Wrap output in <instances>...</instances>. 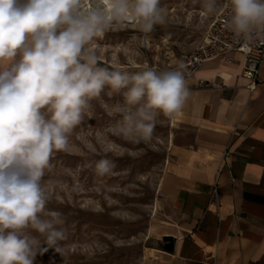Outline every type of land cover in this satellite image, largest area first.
<instances>
[{
    "label": "clouds",
    "instance_id": "9594fccd",
    "mask_svg": "<svg viewBox=\"0 0 264 264\" xmlns=\"http://www.w3.org/2000/svg\"><path fill=\"white\" fill-rule=\"evenodd\" d=\"M224 6L227 29L244 46L264 38V0ZM202 7L215 14L220 0ZM166 23L160 0H0V264H34L43 245L61 250L65 220L47 210L52 197L42 178L54 151L70 150L71 133L106 88L123 96L109 131L134 144L152 140L160 115L182 110L189 96L183 65L110 69L92 46L108 30L132 24L148 34ZM115 167L106 158L95 163L99 176Z\"/></svg>",
    "mask_w": 264,
    "mask_h": 264
},
{
    "label": "rangeland",
    "instance_id": "374dc122",
    "mask_svg": "<svg viewBox=\"0 0 264 264\" xmlns=\"http://www.w3.org/2000/svg\"><path fill=\"white\" fill-rule=\"evenodd\" d=\"M160 6L167 23L151 33L129 24L94 38L99 65L128 72L175 70L218 13L206 15L202 0H160ZM107 92L91 101L90 114L69 137L70 150L54 151L50 159L42 178L52 197L46 208L63 214L67 239L59 243L60 251L42 240L34 264H149L163 248L172 216L169 196L161 189L170 147L188 143L192 130L160 115L149 143L128 142L109 131L120 119L114 108L123 96ZM105 158L116 167L99 176L95 163Z\"/></svg>",
    "mask_w": 264,
    "mask_h": 264
},
{
    "label": "crops",
    "instance_id": "0c3cea01",
    "mask_svg": "<svg viewBox=\"0 0 264 264\" xmlns=\"http://www.w3.org/2000/svg\"><path fill=\"white\" fill-rule=\"evenodd\" d=\"M230 56L186 80L175 122L193 135L170 147L161 189L172 216L149 264H264V61L249 91L244 55Z\"/></svg>",
    "mask_w": 264,
    "mask_h": 264
},
{
    "label": "built area",
    "instance_id": "2783aa9c",
    "mask_svg": "<svg viewBox=\"0 0 264 264\" xmlns=\"http://www.w3.org/2000/svg\"><path fill=\"white\" fill-rule=\"evenodd\" d=\"M227 0L216 14L215 18L210 22L206 33L200 44L191 51L182 53L181 65L186 80L193 78L200 66L212 59H225L232 61L230 56L233 52L244 55L246 63L244 73L249 78L247 88L253 91L259 82V69L262 61H264V38H257L248 46H244L243 42L237 40L233 33L227 29L226 19L229 15V9L225 7ZM199 86L204 84L203 80H199Z\"/></svg>",
    "mask_w": 264,
    "mask_h": 264
},
{
    "label": "bare ground",
    "instance_id": "6f19581e",
    "mask_svg": "<svg viewBox=\"0 0 264 264\" xmlns=\"http://www.w3.org/2000/svg\"><path fill=\"white\" fill-rule=\"evenodd\" d=\"M179 114H177V115H175L174 117H173V122L177 119V116H178Z\"/></svg>",
    "mask_w": 264,
    "mask_h": 264
},
{
    "label": "water",
    "instance_id": "95a60500",
    "mask_svg": "<svg viewBox=\"0 0 264 264\" xmlns=\"http://www.w3.org/2000/svg\"><path fill=\"white\" fill-rule=\"evenodd\" d=\"M165 240H168V238L166 237Z\"/></svg>",
    "mask_w": 264,
    "mask_h": 264
}]
</instances>
